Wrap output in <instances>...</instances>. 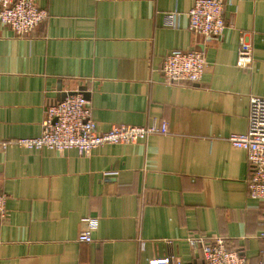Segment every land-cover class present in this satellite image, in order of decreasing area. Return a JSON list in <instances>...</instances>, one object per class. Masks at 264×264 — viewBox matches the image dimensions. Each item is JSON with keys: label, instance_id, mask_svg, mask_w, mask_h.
I'll list each match as a JSON object with an SVG mask.
<instances>
[{"label": "crops", "instance_id": "1", "mask_svg": "<svg viewBox=\"0 0 264 264\" xmlns=\"http://www.w3.org/2000/svg\"><path fill=\"white\" fill-rule=\"evenodd\" d=\"M196 0H35L49 18L26 38L0 27V140L42 134L47 107L87 93L101 132L156 124L146 142L76 150L0 151V264H149L173 255L203 264L190 237H223L250 263L264 260V203L249 196L251 97L264 98V0H224L220 38L189 30ZM182 13L177 29L165 15ZM252 69L237 66L240 38ZM203 52L200 83L171 84L173 51ZM97 221L80 243L84 220ZM141 242L145 249L141 250ZM170 243V244H168Z\"/></svg>", "mask_w": 264, "mask_h": 264}, {"label": "built area", "instance_id": "2", "mask_svg": "<svg viewBox=\"0 0 264 264\" xmlns=\"http://www.w3.org/2000/svg\"><path fill=\"white\" fill-rule=\"evenodd\" d=\"M224 0H196L189 11V30L207 39L220 38L228 25L224 18ZM182 13L173 11L165 15V26L177 29ZM49 12L41 9L35 0H0V27L10 29L15 37L26 38L36 28L46 22ZM252 43L240 38L237 66L252 69L254 63ZM208 67L203 52L173 51L164 60L162 73L171 84L200 83ZM42 134L35 138L0 140V151L18 147L33 151H53L62 155L76 150L81 155H90L94 150L108 145H131L146 142L153 135H164L167 131L156 124L136 127L119 126L107 132L98 130L93 120V108L89 99L80 89L67 93L60 102L47 107L42 124ZM228 142L237 149L247 153L251 171L249 180L250 198L264 203V98L251 97L248 113V131L244 134H231ZM8 196L0 192V219L8 218ZM264 219V208L262 210ZM86 225L78 237L80 243H93V233L97 221L92 218L84 220ZM259 238L264 239V220L261 224ZM189 245L201 253L203 264H264V260L250 263L238 251L231 249L223 237H190ZM170 244V243H168ZM145 243L141 242V250ZM149 264H183L173 255L151 260Z\"/></svg>", "mask_w": 264, "mask_h": 264}, {"label": "water", "instance_id": "3", "mask_svg": "<svg viewBox=\"0 0 264 264\" xmlns=\"http://www.w3.org/2000/svg\"><path fill=\"white\" fill-rule=\"evenodd\" d=\"M83 93H84V94H85V96H86V94H87V93H85V92H83ZM86 97H87V96H86Z\"/></svg>", "mask_w": 264, "mask_h": 264}, {"label": "trees", "instance_id": "4", "mask_svg": "<svg viewBox=\"0 0 264 264\" xmlns=\"http://www.w3.org/2000/svg\"><path fill=\"white\" fill-rule=\"evenodd\" d=\"M229 247H230V245H229ZM231 248V247H230ZM232 249V248H231Z\"/></svg>", "mask_w": 264, "mask_h": 264}]
</instances>
